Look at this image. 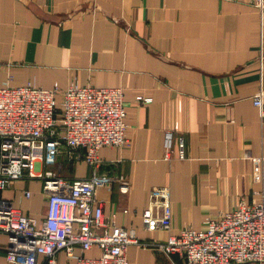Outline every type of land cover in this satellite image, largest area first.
Returning a JSON list of instances; mask_svg holds the SVG:
<instances>
[{
    "label": "crops",
    "instance_id": "1",
    "mask_svg": "<svg viewBox=\"0 0 264 264\" xmlns=\"http://www.w3.org/2000/svg\"><path fill=\"white\" fill-rule=\"evenodd\" d=\"M71 82L122 88L127 143L99 149L97 174L118 180L97 197L104 216L114 214L141 243L167 237L142 219L156 187L169 193L173 233L264 197V123L251 100L264 89V12L233 0H0V86L63 90ZM56 162L52 170L62 177L91 175L81 161ZM35 180H16L0 197L39 225L47 202ZM6 242L0 232V264H9ZM98 254L96 247L82 252ZM125 255L128 264H184L153 245L130 244ZM56 260L70 264L63 252Z\"/></svg>",
    "mask_w": 264,
    "mask_h": 264
},
{
    "label": "built area",
    "instance_id": "2",
    "mask_svg": "<svg viewBox=\"0 0 264 264\" xmlns=\"http://www.w3.org/2000/svg\"><path fill=\"white\" fill-rule=\"evenodd\" d=\"M244 1L264 12V0ZM261 60V58H260ZM264 123V89L252 96ZM136 101L150 103L151 97ZM125 107L121 87L79 86L71 82L61 90L27 83L0 86V192L21 179L40 181L46 195L45 216L38 225L34 216L21 214L0 197V232L7 235L5 260L9 264H57L63 252L70 264H128L125 250L130 244L153 245L165 255L178 254L184 264H264V197L239 202L217 217H207L203 227L186 225L172 231V208L166 187L151 191L150 203L142 213L148 231L167 233L163 242L141 243L133 230L115 223L114 214L105 217L97 191L118 180L98 175V151L104 146L127 143ZM165 159L172 148V133H164ZM65 156L83 162L91 175L60 176L48 167ZM177 157H185L182 137L177 139ZM121 193L128 186L121 181ZM25 196H29L26 191ZM159 209L160 215L154 213ZM123 212H127L126 209ZM93 247L97 256L82 252ZM79 249V253L76 252Z\"/></svg>",
    "mask_w": 264,
    "mask_h": 264
},
{
    "label": "rangeland",
    "instance_id": "3",
    "mask_svg": "<svg viewBox=\"0 0 264 264\" xmlns=\"http://www.w3.org/2000/svg\"><path fill=\"white\" fill-rule=\"evenodd\" d=\"M56 163H57V162H55L52 166L50 165V166L48 167V169H49L50 171H53V170H52V167L55 166ZM34 180H35V179H34ZM35 181H37V180H35Z\"/></svg>",
    "mask_w": 264,
    "mask_h": 264
}]
</instances>
